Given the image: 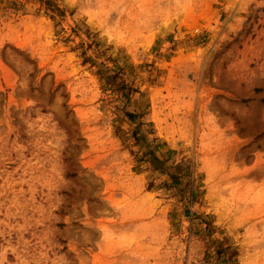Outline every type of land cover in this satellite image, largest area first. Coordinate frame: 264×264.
<instances>
[{"label":"rangeland","instance_id":"rangeland-1","mask_svg":"<svg viewBox=\"0 0 264 264\" xmlns=\"http://www.w3.org/2000/svg\"><path fill=\"white\" fill-rule=\"evenodd\" d=\"M0 264H264V0H0Z\"/></svg>","mask_w":264,"mask_h":264},{"label":"trees","instance_id":"trees-1","mask_svg":"<svg viewBox=\"0 0 264 264\" xmlns=\"http://www.w3.org/2000/svg\"><path fill=\"white\" fill-rule=\"evenodd\" d=\"M85 61H86V62H91V59H90V58H85ZM126 116H128V117L131 119V122L135 121V119H136V118H135L136 115L133 117V115L127 114ZM148 155H149V157H150V162H151V163L155 164L156 162H158V158L155 157V155H154L153 152H150ZM170 168H171V167H166V168L163 169L162 171L167 172V171L170 170ZM173 171H174V170H173ZM170 174H171V175H170V178H171L172 184H173V185L178 184V182H180V181H178V179H176V174H175L174 172H171Z\"/></svg>","mask_w":264,"mask_h":264}]
</instances>
